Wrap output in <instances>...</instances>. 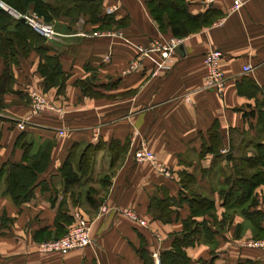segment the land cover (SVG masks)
<instances>
[{
  "label": "crops",
  "instance_id": "0c3cea01",
  "mask_svg": "<svg viewBox=\"0 0 264 264\" xmlns=\"http://www.w3.org/2000/svg\"><path fill=\"white\" fill-rule=\"evenodd\" d=\"M101 1L102 14L111 17L107 26L84 17L78 30L57 19L58 38L45 42L69 74L63 92L43 89L35 51L13 67V88L22 93L3 95L0 167L22 161L23 149L15 145L20 132L33 142L30 155L47 147L50 162L39 174L46 184L36 185L21 205L5 189L7 170L0 179V264H141L137 249L142 244L155 264L191 210L185 200L173 204L171 220L162 222L148 210L150 199L179 202L191 195L214 200L217 220L209 215L197 219L208 220L217 233L212 242L186 248L188 264H264V252L245 244L258 235L248 220L235 213L233 221L217 224L224 210L220 191L234 174L230 159L253 156L257 144L264 143V0H247L236 11L231 10L232 0H184L189 14L207 13L210 23L175 36L181 43L168 59L148 46L159 35H174L170 28H159L147 0ZM108 6L113 13H106ZM209 50L221 52L222 92L204 85L203 58ZM245 65L251 70L245 72ZM2 70L0 58V74ZM32 91L54 109L33 114ZM112 140L116 144L110 150ZM98 141L105 145L88 175L63 192L59 168L71 149L77 170L85 145ZM142 146L154 154L156 164L137 160ZM88 190L97 201L94 206L86 201ZM255 193L258 208L264 210V185ZM102 206L107 210L102 212ZM59 209L90 222L91 246L66 254L38 250V243L56 236ZM261 226L264 232V220Z\"/></svg>",
  "mask_w": 264,
  "mask_h": 264
},
{
  "label": "trees",
  "instance_id": "16d2710c",
  "mask_svg": "<svg viewBox=\"0 0 264 264\" xmlns=\"http://www.w3.org/2000/svg\"><path fill=\"white\" fill-rule=\"evenodd\" d=\"M3 3L16 10L20 15L15 17L3 9L0 5V58L2 59L3 70L0 74V106L3 104L5 93L22 92L13 88L15 78L13 67L18 66L21 59L26 57L31 51H35L39 56L37 70L43 78V89L47 90L56 87L58 92H63L69 74L66 73L59 62L57 54H50V47L45 44L41 34L31 28L22 16L28 11H34L43 17L47 22L53 19H65L70 26L75 25L77 18L85 17L91 23L100 22V26H107L111 17L102 14L101 0H1ZM148 9L161 30L170 28L174 36H183L194 30L202 28L210 23L207 13L191 15L186 9L184 0H147ZM85 92V89H84ZM116 141L112 140L108 144L110 150L113 149ZM16 146L23 149L22 161L17 163L9 162L0 167V179L6 172V190L10 193L16 205L26 202L33 194L36 185L46 184L45 180L39 181V174L42 173L50 162L49 148L43 149L38 156H31L33 142L28 139L26 132H20L16 137ZM104 143H88L81 151L77 170L73 168L75 159V148H72L69 155L59 168V174L63 181V192L69 191L74 185L86 177L92 167V163L97 151L104 147ZM49 146V144L47 145ZM256 153L253 156L242 155L232 157V168L234 174L228 176L226 181L228 186L221 189V206L223 213L219 220L220 227L226 222L233 221L235 213H239L248 220L258 230V235L254 238L264 237L261 226L264 220V210L258 208L259 199L255 193L256 187L264 185V143L257 144ZM118 154H113V161ZM241 159L242 163L237 162ZM93 190V189H92ZM90 191V192H89ZM88 190L86 201L90 205H95L97 201L90 196ZM185 200L190 206V215L182 220L183 229L175 235L171 242V247L160 252V264H188L189 257L186 253L187 247H194L201 242H212L217 233L213 230L208 220L198 217L205 215L217 220L215 215V202L210 198H202L199 195L181 198L179 202L170 198H151L148 210L153 217L162 222H169L173 210V204H181ZM5 218L2 217L4 221ZM75 222V217L69 215L65 210L59 209L55 216V227L57 234L54 238L63 236ZM142 260L141 264H154V259L150 252L142 244L137 249Z\"/></svg>",
  "mask_w": 264,
  "mask_h": 264
},
{
  "label": "built area",
  "instance_id": "2783aa9c",
  "mask_svg": "<svg viewBox=\"0 0 264 264\" xmlns=\"http://www.w3.org/2000/svg\"><path fill=\"white\" fill-rule=\"evenodd\" d=\"M246 1L247 0H232L231 10L236 11L240 9ZM113 11L114 8L110 7L106 10V13H113ZM23 18H25L26 22H32L34 27L40 29L38 31H41V33L45 35L48 41L54 40L57 37L52 25L46 24L42 20H38L37 16H23ZM180 43L181 39L178 37L170 36L166 38L164 36H161L160 38L151 41L148 46L158 50L164 59H168L171 57V55L174 53L175 49ZM220 56V51L209 50L203 58V63L206 68L204 85L207 88H214L218 92H222L225 84V77L223 75V72L220 70L218 63ZM135 66L136 63H133L132 68ZM243 70L245 72H248L251 70V67L249 65H245L243 66ZM30 97L31 106L34 114L37 113L39 110L45 109L47 104L42 94L38 93L37 91H32L30 93ZM50 108L53 109V106H51ZM17 126L18 128L23 129L24 123L18 122ZM59 133L61 135H64L63 131H59ZM136 158L137 160H150L151 162L156 164L154 154L151 151L147 150L144 146H142V148L137 152ZM101 210L102 212H104L107 210V207L102 206ZM122 213H125L131 218L137 220L140 225H146L145 220L137 218V216H135L129 210L123 209ZM90 231V222L80 214H77L75 216V222L63 236L51 240L42 241L38 243L37 248L41 252L66 254L67 252L74 249L88 247L93 244ZM245 244L249 247L260 248L264 252V238L249 239L245 242ZM155 264L160 263L157 260Z\"/></svg>",
  "mask_w": 264,
  "mask_h": 264
},
{
  "label": "rangeland",
  "instance_id": "374dc122",
  "mask_svg": "<svg viewBox=\"0 0 264 264\" xmlns=\"http://www.w3.org/2000/svg\"><path fill=\"white\" fill-rule=\"evenodd\" d=\"M0 5H1V7L3 8V9H5L7 12H9L11 15H13V16H15V17H18L20 14L16 11V10H14V9H12L11 7H9L8 5H6L5 3H3L1 0H0ZM112 7V6H111ZM108 8H110V6H108V7H106L105 8V11L108 9ZM108 14V13H107ZM33 16V15H35V16H37V18H38V20H42L43 22H45L46 24H49V25H52V27H53V30H54V32L56 33V29H55V27H54V23L56 22V19H53V21L52 22H47L46 20H44V18L43 17H41V16H39L38 14H36V12H34V11H28L26 14H24L23 16ZM23 16H22V18H23ZM83 17L82 16H80V17H78L77 19V22L75 23V25H77V29L78 30H80L81 29V26H82V23H83V19H82ZM34 20H37V19H34ZM58 20H60V19H58ZM28 23V22H27ZM28 25L31 27V28H33L35 31H37L39 34H41L42 35V37L44 38V40H45V42H50V41H48L47 39H46V37H45V35H43L42 33H41V31H38V30H40V29H37L36 27H34V25L32 24V22H30V23H28ZM48 25V26H49ZM57 34V33H56ZM161 37V35H159V37H157L156 39H158V38H160ZM56 38H58V37H56ZM56 38L54 39V40H51V41H55L56 40ZM156 39H153V40H156ZM152 40V41H153ZM45 98V97H44ZM45 100H46V107H45V109H50V110H52L50 107L51 106H53V104L52 103H50L46 98H45ZM53 109H54V106H53ZM43 110V109H42ZM39 111H41V110H39ZM38 111V112H39ZM31 112L33 113V110L31 109ZM37 112V113H38ZM34 114V113H33ZM36 114V113H35ZM262 238H264V237H262ZM51 239H55V238H51ZM51 239H47V240H51ZM253 239H261V238H253ZM45 241V240H44Z\"/></svg>",
  "mask_w": 264,
  "mask_h": 264
},
{
  "label": "water",
  "instance_id": "95a60500",
  "mask_svg": "<svg viewBox=\"0 0 264 264\" xmlns=\"http://www.w3.org/2000/svg\"><path fill=\"white\" fill-rule=\"evenodd\" d=\"M23 21H25V18H22Z\"/></svg>",
  "mask_w": 264,
  "mask_h": 264
}]
</instances>
